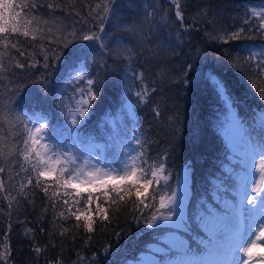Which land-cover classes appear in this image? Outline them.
Returning a JSON list of instances; mask_svg holds the SVG:
<instances>
[{
	"label": "trees",
	"instance_id": "obj_1",
	"mask_svg": "<svg viewBox=\"0 0 264 264\" xmlns=\"http://www.w3.org/2000/svg\"><path fill=\"white\" fill-rule=\"evenodd\" d=\"M16 2H35L38 7L28 13L27 18L33 22L28 26L27 37L22 34L24 29L8 41L0 34V54H3L0 97L7 98L9 90L18 86L17 81L26 84L28 87L24 91L31 89L32 92L22 101L25 110L46 114L52 125H62L64 116L55 104L40 103L43 93L38 84L31 83L28 73H36L32 77L36 79L42 69L28 68L27 64L30 60L42 63L50 47L63 43L61 38L72 39V34L85 24L99 33L100 22L96 17L108 4V18L103 22L105 31L100 34L109 48L101 54L96 45L98 50L87 58L78 87L68 85L65 102L73 108V99L69 98L79 89L87 90V79H92L98 98L91 101L87 96L94 107L89 109L91 115L86 117V123L79 131L94 139L95 151L111 156L123 151L122 146L128 143L136 129L144 151L150 153L149 163L158 157L164 163L163 173L157 169L153 189L157 184L163 186L165 183L173 189L183 168L189 170L191 197L185 205L188 227L179 236L201 256L207 250L208 238L199 227V218L212 209L223 221L220 227L228 231L226 205L232 208L234 205L229 201H234L238 194L241 152L227 140L229 123L232 117L236 118L243 133L255 142L264 122V99H261L264 70L258 69L254 61L245 59L247 52L238 56L236 51L240 45H255L258 49L264 46L258 18L251 17L255 21L253 31L245 33L253 37L251 40L223 43L218 42V37L224 30L234 32L244 25L246 12L251 15L253 8L260 11L264 0ZM178 10L182 22L176 17ZM52 40L54 44L49 43ZM79 43L91 42L80 40ZM127 49L132 50L131 58ZM21 51L24 56H20ZM234 61H238L235 66ZM18 62L26 67L17 69L15 64ZM51 71L53 75L47 82L48 88L56 86L55 73ZM78 71L74 72L73 78ZM185 73L192 81L190 85L185 82ZM210 74L226 86L228 94L223 99L210 85ZM137 92L145 93L147 102L141 103ZM22 130V126L17 127L11 120L0 121V150L3 152L0 167L5 168L0 173V255H6V259H0V264H137L144 254H148V249L157 244L161 235L171 232L161 229L157 235V230L147 228L151 215L162 211H157L160 196L171 194L170 190L161 188L160 194L153 199L150 189L145 199L148 207L139 203L135 191L131 194L126 191L123 200L115 197V203L111 197L105 202L101 196L100 203L109 217L104 220V213L96 215L95 196L89 206L87 193L82 189H77L82 193L81 198H76L74 192L72 196L64 195L62 184L58 186V174L38 177L32 171L30 162L24 161L18 150L22 141L17 132ZM54 167L59 165L54 164ZM76 199L79 203H75ZM65 200H68L67 205ZM152 203L156 208L151 207ZM70 212L92 215L93 231L88 232L83 219L76 221ZM141 213L144 214L142 217ZM134 216L140 217L139 223ZM157 257L163 259L161 255Z\"/></svg>",
	"mask_w": 264,
	"mask_h": 264
},
{
	"label": "snow or ice",
	"instance_id": "obj_2",
	"mask_svg": "<svg viewBox=\"0 0 264 264\" xmlns=\"http://www.w3.org/2000/svg\"><path fill=\"white\" fill-rule=\"evenodd\" d=\"M37 7L35 2L24 4L17 3L16 0H0V34H4L3 39L8 41L12 35H19L21 29H24L23 36L27 37L29 35L28 26L33 22L27 18L28 13ZM48 7L53 6L48 5ZM177 8L179 9L178 3ZM260 9L257 11L253 8L251 15L246 12L244 25L234 32L224 30V34L218 37V42L251 40L253 37L245 35V33L246 31L248 33L253 31L255 24V21L251 19L253 16L258 18V29L261 34H264V3L260 4ZM108 12L109 6L105 4L103 13L97 14L96 18L100 22L99 33L87 28L85 24L72 34V39L61 38L63 43L50 47L45 52L42 63L38 60H30L27 64L28 68L42 69L36 79H32L36 73L31 72L28 73V78L31 83L40 86L39 91L43 93L40 103L55 104L61 115L64 116L62 125H52L46 114L35 113L34 110L29 113L25 110L22 101L31 95L32 90L28 89L25 92L24 89L28 86L20 81H17V87L9 90L7 98L0 97V121L11 120L15 122L17 127L22 126L23 130L17 132V136L22 141V146L18 150L23 154V160L30 162L32 171L38 177H51L58 174V186L62 184L65 189V196H72L74 192L76 198H81L82 193L77 189H82L87 193L89 206L95 196L96 215L99 216L100 213H104V220H108L109 217L106 209L100 203L101 196L104 197L105 202L111 197L112 203H115V197L118 196L120 200H123L126 191L129 194L135 191L139 203L148 207L145 199L148 198L150 189H152L153 199L155 195L160 194L161 188L170 190L171 195L167 197L168 203H165V197L161 195L157 209V211L164 209L166 211H160L159 215L153 213L147 222V228L157 230L155 233L157 235L160 234L161 229H168L171 231V235H161L160 239L155 242L160 247L149 248L147 256H142L137 264H264V245L257 243V241L264 239V191H261L260 184L253 186L251 175L257 157L260 158L261 171H264V122H262L261 132L256 137L255 142L251 136L248 137L250 152L242 160L241 172L237 174L239 206L251 219V223L247 227L250 236L254 235L255 239L244 246L239 227V212L234 211L231 206L226 205L228 209L226 223L229 229L227 234L220 227L223 223L221 218L212 209H208L206 215L199 218V227L207 233L208 238L207 253L203 256L193 252L185 240L179 236V233L187 230L188 227V221L184 215V198L180 191L170 189L167 183L163 186L157 184L153 189L157 169L163 173L165 171L164 163L160 161L159 157L155 162L149 163L150 153L144 151L143 141L139 138L137 130L133 129L132 138L122 146L123 151H117L111 156L95 151L94 139L90 135L84 136L79 131L80 126L86 123V117L91 115L89 109L94 107V104L88 99H84L83 104L79 107L71 108L65 102V93L69 84L78 87L77 82L81 81L83 77L76 76L73 78V74L77 70L83 71L87 58L97 52L98 49L103 54L109 48V45L104 42V36L100 34L105 31L103 22L108 18ZM176 17L181 22L183 21L179 10L176 12ZM9 25H11L10 28ZM80 40L91 43L81 44L79 43ZM49 43L54 44L55 41L52 40ZM96 45H98V49ZM126 51L131 58L132 50L127 49ZM236 51L238 56L247 52L248 56L245 59L254 61L258 69L264 70V46L258 49L255 45H240ZM2 56L3 54H0V60H2ZM20 56H24L23 51L20 52ZM233 63L235 66L238 61ZM78 66H80L79 69ZM15 67L23 70L26 65L18 62ZM101 67L107 66L101 65ZM51 70H54L55 73L54 83L56 86L48 88L46 87L47 82L49 77L53 75ZM127 78L128 76L125 74V80ZM132 78L137 79L135 76ZM208 81L218 96L222 99L227 96L228 90L223 81L212 74L208 76ZM185 82L189 85L192 83L187 73H185ZM87 84L89 85L87 90L79 89V92L74 93L69 99L74 100L77 94L81 97L87 94L91 101H95L98 98V93L93 87L94 81L89 78ZM136 95L141 103L147 102L145 93L137 92ZM261 99H264V92L261 93ZM128 115L129 117L132 115L130 108ZM69 123H71V127H68ZM233 124H238V121L233 119ZM42 141L43 143H41ZM113 142L115 143V138ZM133 142L135 146H133ZM116 146L120 147V145ZM40 148H43V151L39 150ZM33 153L35 154L34 160H32ZM2 155L3 152L0 150V156ZM53 164L59 165V167H53ZM21 169L24 170L23 165H21ZM4 171L5 168L0 167V173ZM149 172L151 176H149ZM44 190L47 193V189ZM112 193H115V196H112ZM64 203L67 205L68 200H65ZM75 203H79V199H76ZM151 207L156 208L155 203H152ZM137 211H139L138 207ZM60 215L63 217V212ZM70 215H74L78 222L83 219L84 228L88 232L93 231L92 215L79 212H70ZM143 215L141 213V217ZM134 218L137 219L138 223L140 222V217L134 216ZM36 251L39 252L40 249L37 248ZM238 252L240 255H237ZM157 255H161L165 259H157ZM0 259H6V255H0Z\"/></svg>",
	"mask_w": 264,
	"mask_h": 264
},
{
	"label": "rangeland",
	"instance_id": "obj_3",
	"mask_svg": "<svg viewBox=\"0 0 264 264\" xmlns=\"http://www.w3.org/2000/svg\"><path fill=\"white\" fill-rule=\"evenodd\" d=\"M82 73L83 72L80 71L78 74L83 75ZM87 96L88 95L86 94L84 97H81L77 94L75 96V99L72 101L73 108H77L81 104H83V101L84 99H87ZM233 119H236V118L232 117L231 119L232 121L229 123V126H228V131L226 132V137H227V140L230 141L232 145H235L236 149L241 152L239 153V155L241 157V160H243L245 158V155L250 152V144L248 143V136H246V134L243 133L244 131L241 129V125L239 124V122L238 124H233ZM41 143H43V141ZM125 144H127V142ZM39 150L43 151V148H40ZM53 167H54V164H53ZM180 175L181 177L176 182L175 187L173 189L179 190L180 194L184 198V215H185V208H186L185 204H186L187 199L191 196L190 191H189L190 182L188 179L189 174H187V171L185 169L181 171ZM251 175H252L253 186H255L256 184H260L261 191H264V171H261V162H260L259 157H257L254 162ZM170 195L171 194L169 195L163 194V196L165 197L166 204L168 203L167 197H169ZM236 196H235L234 201H229V202L230 204L234 205L232 206V208L237 209L236 211H238L239 214H241L239 218L240 233L243 237L242 243L244 244V246H247V244L250 243L252 239H255V236L254 235L250 236L249 234L247 225L251 223V219L248 216V214L239 205L236 208ZM159 203H160V200H159ZM162 211H166V209ZM221 229L225 234H227L229 231V230L228 231L224 230V227H222ZM257 233H258V229H257ZM168 235H171V232L167 234L166 236ZM257 243L264 245V239L257 241ZM154 247H160V245L156 244L153 246V248ZM206 253H207V250H204L201 256L205 255ZM237 255H240V253L238 252ZM146 256L147 254H144V257ZM156 258L159 259V257L157 256ZM170 258H175V257H170ZM160 259L162 260V258ZM163 259H165V257H163ZM127 264H133V263H127Z\"/></svg>",
	"mask_w": 264,
	"mask_h": 264
}]
</instances>
